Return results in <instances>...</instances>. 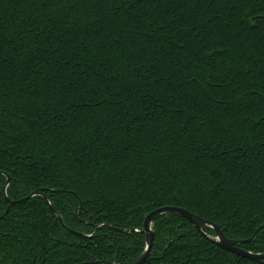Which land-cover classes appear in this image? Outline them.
Listing matches in <instances>:
<instances>
[{"label": "trees", "instance_id": "trees-1", "mask_svg": "<svg viewBox=\"0 0 264 264\" xmlns=\"http://www.w3.org/2000/svg\"><path fill=\"white\" fill-rule=\"evenodd\" d=\"M165 207L264 225V0H0V264H134ZM155 224L145 264H260Z\"/></svg>", "mask_w": 264, "mask_h": 264}, {"label": "water", "instance_id": "water-1", "mask_svg": "<svg viewBox=\"0 0 264 264\" xmlns=\"http://www.w3.org/2000/svg\"><path fill=\"white\" fill-rule=\"evenodd\" d=\"M9 183H10V177L7 176V184L4 189L5 195H6V189ZM37 195H41V192L37 191L33 193L31 196L21 199L19 201H11V205L13 206L17 204H23ZM51 210H52L53 215L56 218L60 219V221H62V218L60 217V215L53 208H51ZM169 213L176 214L188 220L200 233H202L205 237H207L211 242H213L219 248L225 251L231 252L241 258L249 259L253 262L264 264V254H255L241 247L244 244H248L252 242L256 238L257 234L262 229H264V225L260 226L256 230L254 236L250 239L241 240V241L230 240L226 238L223 232L222 226H219V225H216L215 223L204 220L200 216L195 215L187 211L186 209H180L176 207L160 208L147 216L145 223H144V229L142 231V233H145L147 236L146 252L134 264H145L150 259V254H151L154 237H155V231H154V228L156 226L155 221L162 215L169 214ZM209 229H212L215 231L216 233L215 237H212L206 234V231ZM83 264H116V263L89 262V263H83Z\"/></svg>", "mask_w": 264, "mask_h": 264}, {"label": "flooded vegetation", "instance_id": "flooded-vegetation-1", "mask_svg": "<svg viewBox=\"0 0 264 264\" xmlns=\"http://www.w3.org/2000/svg\"><path fill=\"white\" fill-rule=\"evenodd\" d=\"M94 262H101V261H94Z\"/></svg>", "mask_w": 264, "mask_h": 264}]
</instances>
